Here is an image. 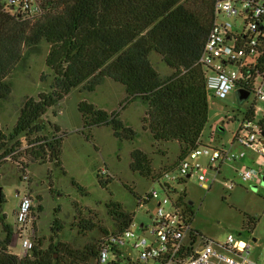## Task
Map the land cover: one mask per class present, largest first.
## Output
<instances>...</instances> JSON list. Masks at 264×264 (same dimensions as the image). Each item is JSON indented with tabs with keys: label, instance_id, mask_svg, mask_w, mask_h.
Wrapping results in <instances>:
<instances>
[{
	"label": "trees",
	"instance_id": "1",
	"mask_svg": "<svg viewBox=\"0 0 264 264\" xmlns=\"http://www.w3.org/2000/svg\"><path fill=\"white\" fill-rule=\"evenodd\" d=\"M6 1L0 0V113L13 93L14 83L10 78L27 71L30 57L41 55L44 43L49 45L46 66L54 75L49 92L25 100L10 136L0 124L1 158L17 153L15 146L23 150L24 161L19 167L22 176L31 165L54 164L64 171L63 144L68 133L49 123L52 135L43 136L47 129L44 120L49 110L73 90L94 93L107 79L124 86L126 96L119 111L112 113L87 101L78 105L84 125L81 133L88 141H93L95 128L109 127L120 142H134L139 133L122 120V113L128 106L137 105L145 108L143 131L156 145L178 143L180 146L177 164L163 174L157 173L151 154L135 149L131 153L132 172L160 183L193 150L205 145L203 134L210 121V102L206 86L208 70L200 60L216 20L217 0H41L44 13L33 19L14 14L12 7H6ZM154 55L168 67V74H162L154 65ZM259 63L258 68H263L264 56ZM240 87L253 94L255 76L241 82ZM255 110V105L248 109L252 119L256 117ZM259 124L264 134V117ZM20 137L23 141L18 140ZM100 183L104 185L103 180ZM72 185L84 190L75 181ZM129 190L134 194L133 189ZM135 197L140 198L137 194ZM187 198L186 193L181 194L178 203L193 223L194 203ZM6 203L2 191L0 264H90L96 261L104 238L112 234L121 236L134 222L122 204L110 202L106 207L114 231L109 232L97 220L81 218L83 213L75 203L81 218L80 229L84 232L100 229L103 238L82 250L62 243L44 250L40 240L29 256L21 258L11 251L15 232L7 223L3 210ZM42 211L43 207L39 206L38 212ZM258 221L248 216L244 230L251 234ZM54 225L60 226L57 217ZM195 234L201 236L194 230V241Z\"/></svg>",
	"mask_w": 264,
	"mask_h": 264
},
{
	"label": "rangeland",
	"instance_id": "2",
	"mask_svg": "<svg viewBox=\"0 0 264 264\" xmlns=\"http://www.w3.org/2000/svg\"><path fill=\"white\" fill-rule=\"evenodd\" d=\"M220 20L233 23L236 30L244 26V20L241 18ZM48 52L49 45L44 43L42 54L30 57L27 71L15 73L10 78L14 83L13 93L4 103V109L0 113V124L8 136L13 133L25 100L38 98L41 93L50 91L54 75L46 66ZM152 61L162 74L169 73L168 67L161 63L159 56L154 55ZM125 96L124 86L107 79L94 93L73 90L60 104L49 110L44 120L47 129L43 136L52 135L49 123L59 126L62 131L68 133V138L63 144L64 171L56 168L54 164L31 165L27 173L22 176L19 167L24 161L21 158L23 150L20 151L15 146L17 153L6 159H2L0 153V188L7 200L3 207L7 223L15 225V215L21 199L28 194L33 200L34 208L32 212L35 218L34 246L41 240L44 250L50 245L59 243L70 245L75 250H82L87 244L101 240L104 234L100 229L91 232L81 230L79 227L81 218L95 219L99 226L113 232V222L108 215L106 205L116 202L122 204L126 212L134 217L137 225L149 224V217L155 215V205L151 204L139 209L135 194L143 196L155 190L159 195L156 201H162L166 197L160 183L143 178L130 169L131 153L135 149H141L152 155L158 174H163L174 167L180 155L178 143L156 145L149 138V134L143 131L144 107L130 105L122 113V120L139 133L140 137L134 142H120L109 127L95 128L92 131L93 141H88L81 133L84 130L83 120L78 111L81 102L87 101L100 110L112 113L119 111ZM209 102L211 121L203 134V140L225 150L231 148L232 140L239 129V121L249 108L256 104V120L260 121L264 117V103L257 102L254 94L246 100H241L239 91H234L225 100L209 97ZM18 140L23 141V137ZM14 144L15 141L10 143V148ZM232 150L244 151L246 157L237 162L222 164L218 162V169L222 166L221 175L211 168L207 159H200V162L209 168L210 189L204 188L198 176L194 175L182 183H170L176 192L173 197L186 193L187 200L194 203L196 214L193 229L198 231L204 240L221 243L225 242L230 234L240 236L252 246L253 254L250 258L262 264L264 263V174L249 182H244L242 179L246 170L257 172L260 169L261 156L239 145H235ZM103 169L108 170L107 175L100 174ZM170 174L177 175L178 169L171 171ZM100 180H103L104 185ZM72 181L77 182L84 190L74 188ZM161 183L165 184L169 181L164 177ZM229 184L234 185L231 191L227 190ZM129 189H133L134 194ZM75 203L80 206L83 213L81 218L74 207ZM39 206L43 207L41 214L38 212ZM168 208L167 206L166 209ZM248 216L259 220L251 234L244 230ZM56 217L60 220L58 227H54ZM53 228H56V231ZM0 236H2L1 227ZM11 251L17 256L21 254V245L17 237L14 238ZM90 264L95 262L92 261Z\"/></svg>",
	"mask_w": 264,
	"mask_h": 264
},
{
	"label": "built area",
	"instance_id": "3",
	"mask_svg": "<svg viewBox=\"0 0 264 264\" xmlns=\"http://www.w3.org/2000/svg\"><path fill=\"white\" fill-rule=\"evenodd\" d=\"M41 0H7L6 7L24 19L41 16L44 11ZM215 23L208 37L200 64L208 70L206 80L209 97L225 100L234 91L240 90L241 82H248L255 76L254 96L264 103V66L259 69V59L264 56V0H217ZM243 19L244 26L236 30L233 23L221 21ZM256 107V104H255ZM257 107L255 110V116ZM264 137L259 121L249 116L248 110L239 121L234 143L243 149H250L264 157ZM246 153L233 152L211 145H201L193 150L181 163L177 175L166 174L169 183L161 184L166 193L162 201H156L158 192L152 190L140 196L139 209L155 205V215L150 223L137 225L135 221L121 235H109L102 240L95 264H260L250 257L252 246L240 236L230 234L225 242L216 243L196 236L193 223L185 209L173 197L175 190L171 182H182L196 175L203 187H208L209 168L201 158L207 159L211 168L217 170L218 162H237L245 159ZM106 169L101 171L107 175ZM261 170H246L244 182L255 180ZM229 184L227 190H233ZM169 207L166 209V207ZM33 200L25 194L19 204L13 226L15 236L21 245L19 257L29 256L34 249ZM146 235V237H142ZM148 236V237H147ZM264 264V263H262Z\"/></svg>",
	"mask_w": 264,
	"mask_h": 264
},
{
	"label": "crops",
	"instance_id": "4",
	"mask_svg": "<svg viewBox=\"0 0 264 264\" xmlns=\"http://www.w3.org/2000/svg\"><path fill=\"white\" fill-rule=\"evenodd\" d=\"M144 111H145V109H144ZM144 115H145V112H144ZM144 117V116H143ZM211 121V120H210ZM209 121V122H210ZM212 124V123H211ZM211 124L209 125V126H211ZM221 131H223V130H221ZM204 141V140H203ZM204 144L205 145H211V146H214L211 142H207L206 140L204 141ZM235 145H238V144H235L234 143V139L232 140V144H231V148L229 149V150H231V151H233L232 150V148H234V146ZM166 146H168V145H166ZM214 147H217V146H214ZM233 152H235V151H233ZM238 153V152H237ZM259 165L261 166L260 167V169L259 170H261V175L262 174H264V157H260L259 158ZM220 169H221V172H222V166L220 167ZM220 169H219V175H221V172H220ZM12 226V225H11ZM16 238V237H15Z\"/></svg>",
	"mask_w": 264,
	"mask_h": 264
},
{
	"label": "water",
	"instance_id": "5",
	"mask_svg": "<svg viewBox=\"0 0 264 264\" xmlns=\"http://www.w3.org/2000/svg\"><path fill=\"white\" fill-rule=\"evenodd\" d=\"M239 93H240V99H241V100H246V99H248L249 96H250L249 93H247V92H245V91H243V90H240ZM263 137H264V134H263ZM263 144H264V141H263ZM0 192H2V189H1V188H0Z\"/></svg>",
	"mask_w": 264,
	"mask_h": 264
}]
</instances>
